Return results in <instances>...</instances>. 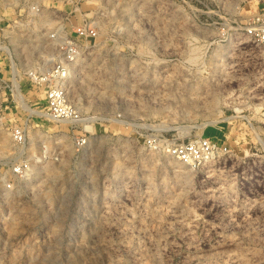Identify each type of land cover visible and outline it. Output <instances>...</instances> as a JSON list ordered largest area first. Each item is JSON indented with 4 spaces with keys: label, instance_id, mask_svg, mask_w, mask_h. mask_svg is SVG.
I'll return each instance as SVG.
<instances>
[{
    "label": "rangeland",
    "instance_id": "1",
    "mask_svg": "<svg viewBox=\"0 0 264 264\" xmlns=\"http://www.w3.org/2000/svg\"><path fill=\"white\" fill-rule=\"evenodd\" d=\"M262 12L264 0H0L2 79L13 90L17 75L43 113L2 90L0 264H264V51L243 30ZM77 30L80 121L53 122L33 78ZM202 138L218 150L199 165L167 152Z\"/></svg>",
    "mask_w": 264,
    "mask_h": 264
},
{
    "label": "built area",
    "instance_id": "2",
    "mask_svg": "<svg viewBox=\"0 0 264 264\" xmlns=\"http://www.w3.org/2000/svg\"><path fill=\"white\" fill-rule=\"evenodd\" d=\"M243 30L250 41L264 51V12L253 16ZM76 34L75 40L63 38L60 41L62 47L61 59H58L45 74L33 78L35 85L45 88L47 103L45 117L53 122L76 123L80 121L79 114L69 102L67 91V80L69 79L68 69L71 63L77 58L79 49L78 38L80 36H86L81 30H77ZM3 89V95L6 92L5 89H7L13 96V90L4 83L0 70V111L3 103ZM14 102L16 103V101ZM23 133V130L17 126L12 129L13 137L18 143L24 142L25 137ZM217 150L214 143L202 138L187 143L171 145L168 147L167 152L179 162L188 166H196L213 156Z\"/></svg>",
    "mask_w": 264,
    "mask_h": 264
},
{
    "label": "bare ground",
    "instance_id": "3",
    "mask_svg": "<svg viewBox=\"0 0 264 264\" xmlns=\"http://www.w3.org/2000/svg\"><path fill=\"white\" fill-rule=\"evenodd\" d=\"M0 49L1 50H4L5 52L9 53L10 54V51H9V48L5 45H1L0 44ZM10 63L14 66V62L13 60L11 59ZM71 72V70H70ZM17 75H15L13 78H12V86H13V92H14V98L16 100V102L18 103V106L22 109V110H25V111H28L30 114H37V115H41L43 113H41L40 111L36 110V109H33L31 108L25 101L24 97L22 96L20 90H19V84L17 82ZM190 101V100H189ZM244 117V116H243ZM245 118V117H244ZM82 121V119H81ZM210 122V121H209ZM217 122V121H216ZM84 124V123H83ZM86 126H88L86 124ZM86 126H84L86 128ZM89 127V126H88ZM87 127V128H88ZM89 129V128H88ZM261 141V144L264 146V142L262 140Z\"/></svg>",
    "mask_w": 264,
    "mask_h": 264
}]
</instances>
